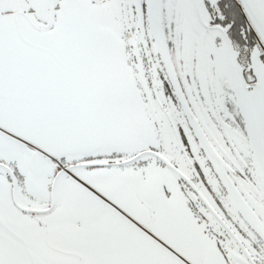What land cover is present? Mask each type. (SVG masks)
<instances>
[{"label": "snow or ice", "instance_id": "1", "mask_svg": "<svg viewBox=\"0 0 264 264\" xmlns=\"http://www.w3.org/2000/svg\"><path fill=\"white\" fill-rule=\"evenodd\" d=\"M0 264H264V0H0Z\"/></svg>", "mask_w": 264, "mask_h": 264}]
</instances>
